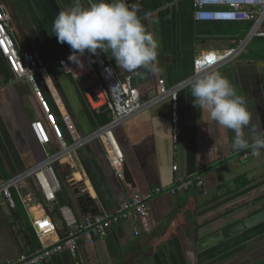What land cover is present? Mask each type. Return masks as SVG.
Segmentation results:
<instances>
[{
	"label": "crops",
	"instance_id": "obj_1",
	"mask_svg": "<svg viewBox=\"0 0 264 264\" xmlns=\"http://www.w3.org/2000/svg\"><path fill=\"white\" fill-rule=\"evenodd\" d=\"M57 1L62 10L74 3ZM193 1L137 0L132 5L143 7L137 15L159 44V71L151 73V81L137 90L147 103L145 109L114 129L135 182L132 186L109 166L99 139L84 142L104 126L87 98L96 81L93 76H68L56 65L72 50L52 33L55 16L48 2L0 0L12 17L16 43L38 53L50 66L39 76V83L64 127V141L76 148L71 158L60 161L70 168L71 186L84 187L95 208L109 213L118 212L134 194L151 196L146 217L125 219L106 237L92 238V242L87 232L80 233L76 254L65 252L43 264H264V221L238 229L241 222L264 212V149L254 156L251 147L232 148L233 133L226 140L215 128L210 134L201 110L194 107L189 87L198 55L235 48L253 24L199 22L194 18ZM80 2L89 6L88 0ZM104 54L123 81L145 70L123 71L110 52ZM213 70L245 97L252 114L250 128L264 132V38L254 37L245 52ZM11 80L12 73L0 54V184L42 164L47 153L62 149L53 134L46 146L37 141L31 124L38 120L48 125L46 115L34 87L29 82L11 84ZM160 80L168 87L183 84L178 92L176 130L171 101L160 95ZM245 133L251 145L250 129ZM243 175L252 183L231 193V184ZM193 177L204 181L205 191L191 187L176 195L156 193ZM27 183L13 189L15 207L0 197V264H9L67 235L59 204L45 202L39 195L36 199L32 193L24 196ZM65 194L68 207H75V212L71 210L80 220L91 214H82L76 198ZM214 197L218 200L207 205ZM46 216L56 224L57 233L41 241L33 224Z\"/></svg>",
	"mask_w": 264,
	"mask_h": 264
},
{
	"label": "built area",
	"instance_id": "obj_2",
	"mask_svg": "<svg viewBox=\"0 0 264 264\" xmlns=\"http://www.w3.org/2000/svg\"><path fill=\"white\" fill-rule=\"evenodd\" d=\"M89 1V0H88ZM92 1V0H91ZM130 0H126V3ZM194 18L199 22H251V30L239 40L235 48L214 53L217 61L211 65V70L227 64L236 56L246 51L254 37L264 38V0H194ZM12 17L0 4V54L6 61L11 73V84L29 82L33 87L40 105L46 115L48 125L42 121H34L31 129L42 145L51 143V134L61 143L62 149L57 154H48L47 159L32 170L15 176L7 182L0 184V197L3 196L9 205L15 207L13 189L27 179L33 178L40 189V195L45 202L57 203L56 193L61 190L60 184L53 170V164L59 163L63 157L71 158L76 148L67 145L63 132L58 125L56 115L50 103L40 89L39 76L49 70L50 66L38 54L21 48L15 41L11 28ZM73 53L61 57L56 62L63 72L72 77L93 76L96 83L87 95L88 101L97 116L106 115L108 122L84 142L100 140L109 166L119 178H123L125 158L115 138L114 129L125 120L135 116L145 109L147 103L142 100L137 90H133L127 80H121L112 64L103 51L98 50L96 55L85 52L80 57V63L70 61L68 58ZM194 60L195 75L198 71L196 59ZM205 70H209L206 66ZM183 86L168 87L164 80L159 81L160 95L171 101V121L175 130L179 120V89ZM247 159L248 156L244 155ZM63 165V164H61ZM64 166V165H63ZM176 169V168H175ZM70 180V175L68 177ZM191 187L201 189L204 181L200 177L188 178L174 184L169 189H157L156 193L169 192L176 195ZM151 196L144 197L134 194L130 200L124 202L118 212L109 213L105 210L97 214H90L81 220L69 207H60V211L67 228V235L60 238L50 246L30 254H22L17 260L9 264H43L56 255L62 253L76 254L78 251L77 235L87 232L90 242L92 238H104L110 231L123 220L133 218L138 221L147 215V204ZM37 237L42 241L57 233V227L51 217L37 219L33 224Z\"/></svg>",
	"mask_w": 264,
	"mask_h": 264
},
{
	"label": "clouds",
	"instance_id": "obj_3",
	"mask_svg": "<svg viewBox=\"0 0 264 264\" xmlns=\"http://www.w3.org/2000/svg\"><path fill=\"white\" fill-rule=\"evenodd\" d=\"M52 33L60 44L69 45L73 54L68 59L72 62L80 63L86 51L96 55L101 50L110 52L123 71L135 72L141 68L151 73L159 71V44L126 0H113L112 3L89 0L88 7L74 0L72 6L56 16ZM216 61L214 53H204L196 59L198 71L189 85L194 107L201 110V120L209 125L210 134L215 128L220 138L226 140L231 132L234 134L231 138L233 149L251 147L252 155L259 156V150L264 149V132L250 128L252 114L245 97L239 95L218 70H211ZM206 66L209 70H205ZM245 129H250L251 145Z\"/></svg>",
	"mask_w": 264,
	"mask_h": 264
},
{
	"label": "trees",
	"instance_id": "obj_4",
	"mask_svg": "<svg viewBox=\"0 0 264 264\" xmlns=\"http://www.w3.org/2000/svg\"><path fill=\"white\" fill-rule=\"evenodd\" d=\"M40 89L45 95V91H44L43 87L41 86V84H40ZM45 97H46V95H45ZM56 117H57V115H56ZM58 125L60 126V128L63 132V135H64V127L59 120H58ZM53 170H54L56 178L60 184L61 189L63 191H65V193L72 194L74 196V198H76V200H75L76 205H77L78 209L80 210V212H82V214H83V212L89 213V211H90V213L92 215H94V214H97L99 212L95 208L94 204H92L93 202H92V200H90V197H89V195L86 192V189L84 187L71 186V184L68 181V177L70 175V168L69 167L63 166L59 163H54L53 164ZM251 183H252V181L248 180L245 175L240 176V177L236 178L234 180V182L231 184V189L229 191H231V193L240 191L241 189H244L245 187H247ZM217 200H218V198L214 197L212 200L207 202V205H210V204L216 202ZM71 208L75 212V210H74L75 207L73 205L71 206Z\"/></svg>",
	"mask_w": 264,
	"mask_h": 264
},
{
	"label": "water",
	"instance_id": "obj_5",
	"mask_svg": "<svg viewBox=\"0 0 264 264\" xmlns=\"http://www.w3.org/2000/svg\"><path fill=\"white\" fill-rule=\"evenodd\" d=\"M56 18V16L59 14V12L62 10L59 6V3L57 0H46ZM137 0H130L129 2H127L128 6H132L134 3H136ZM131 8H134L136 11L138 10H142V8H139L137 6H132ZM152 79V75L151 72L148 70H142L140 72H137L133 75H131L129 77V83L130 86L133 90H138L140 87L144 86L145 84H147L148 82H150ZM102 123L103 125H105L108 122V117L106 115H102L101 117ZM123 178L125 179V181L128 184H131L132 186H135V182L133 179V176L128 168L127 165H124V174H123ZM201 190L205 191V188L202 187ZM56 199H57V203L59 204L60 207H68L69 206V201L67 199V196L65 194V192L61 189L56 193ZM264 221V212L258 214L257 216H254L253 218L249 219L248 221H243L241 222V225L239 226L238 229H243L245 227H248L249 225H257L261 222ZM225 235H227L226 233H224ZM218 239L220 237H217ZM216 239L214 240H210V242H214Z\"/></svg>",
	"mask_w": 264,
	"mask_h": 264
},
{
	"label": "rangeland",
	"instance_id": "obj_6",
	"mask_svg": "<svg viewBox=\"0 0 264 264\" xmlns=\"http://www.w3.org/2000/svg\"><path fill=\"white\" fill-rule=\"evenodd\" d=\"M47 101H48V99H47ZM27 182H28L27 185H25V186H27V188L23 191V195L26 196L27 194L32 193L35 197L37 195L41 196L40 195V189H39L38 185L36 184V181L33 178H30V179H27ZM37 197H36V199H38Z\"/></svg>",
	"mask_w": 264,
	"mask_h": 264
},
{
	"label": "snow or ice",
	"instance_id": "obj_7",
	"mask_svg": "<svg viewBox=\"0 0 264 264\" xmlns=\"http://www.w3.org/2000/svg\"><path fill=\"white\" fill-rule=\"evenodd\" d=\"M209 62H211V58H210Z\"/></svg>",
	"mask_w": 264,
	"mask_h": 264
}]
</instances>
